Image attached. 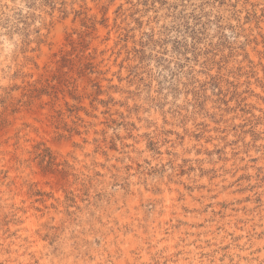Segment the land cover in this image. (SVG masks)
I'll return each instance as SVG.
<instances>
[{
  "label": "rangeland",
  "instance_id": "obj_1",
  "mask_svg": "<svg viewBox=\"0 0 264 264\" xmlns=\"http://www.w3.org/2000/svg\"><path fill=\"white\" fill-rule=\"evenodd\" d=\"M0 264H264V0H0Z\"/></svg>",
  "mask_w": 264,
  "mask_h": 264
}]
</instances>
